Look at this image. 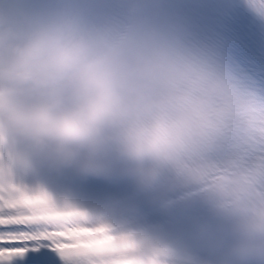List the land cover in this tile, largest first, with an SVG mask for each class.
Instances as JSON below:
<instances>
[{
	"label": "clouds",
	"instance_id": "1",
	"mask_svg": "<svg viewBox=\"0 0 264 264\" xmlns=\"http://www.w3.org/2000/svg\"><path fill=\"white\" fill-rule=\"evenodd\" d=\"M245 3L264 20V0ZM108 151L151 165L146 187L165 168L199 185L208 204L239 222V264L264 257V96L181 26L150 19L142 0H129L121 16L90 0L40 8L0 0V179L20 181L34 159L99 177L92 164ZM168 255L120 234L73 237L58 257L168 264Z\"/></svg>",
	"mask_w": 264,
	"mask_h": 264
},
{
	"label": "snow or ice",
	"instance_id": "2",
	"mask_svg": "<svg viewBox=\"0 0 264 264\" xmlns=\"http://www.w3.org/2000/svg\"><path fill=\"white\" fill-rule=\"evenodd\" d=\"M37 205L49 211L38 215ZM89 235L115 236L110 225L94 222L82 209L16 179H0V264H17L25 257L27 264H57L56 256L73 237Z\"/></svg>",
	"mask_w": 264,
	"mask_h": 264
},
{
	"label": "bare ground",
	"instance_id": "3",
	"mask_svg": "<svg viewBox=\"0 0 264 264\" xmlns=\"http://www.w3.org/2000/svg\"><path fill=\"white\" fill-rule=\"evenodd\" d=\"M190 218V213L188 212H182L178 215V221H186ZM174 221H169V222H164L161 224V227H164V226H167V225H172ZM158 228L157 230H160L161 229ZM151 231H153L151 228L149 229H146L145 231L143 232H139L141 234H146V233H150ZM138 233V234H139ZM137 234V235H138ZM164 250L168 251H172V250H177V252L181 255H190V254H193L196 250H197V247H187L186 249H181V248H175L173 249L172 247H169V248H165Z\"/></svg>",
	"mask_w": 264,
	"mask_h": 264
}]
</instances>
